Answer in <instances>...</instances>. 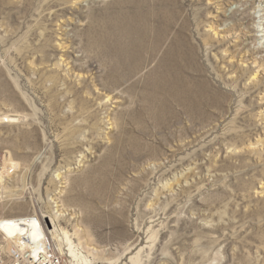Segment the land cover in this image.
<instances>
[{
  "label": "rangeland",
  "instance_id": "374dc122",
  "mask_svg": "<svg viewBox=\"0 0 264 264\" xmlns=\"http://www.w3.org/2000/svg\"><path fill=\"white\" fill-rule=\"evenodd\" d=\"M42 216L64 264H264V0H0V222Z\"/></svg>",
  "mask_w": 264,
  "mask_h": 264
},
{
  "label": "bare ground",
  "instance_id": "6f19581e",
  "mask_svg": "<svg viewBox=\"0 0 264 264\" xmlns=\"http://www.w3.org/2000/svg\"><path fill=\"white\" fill-rule=\"evenodd\" d=\"M136 29L137 27L128 25L126 34L135 33ZM48 220H49L48 217L42 216L41 218H36L35 222L28 221L27 219L1 221L0 222V232L5 236L6 240L9 241V244L12 245L13 248L14 247L17 248L16 243L19 244L20 241H25L26 243H28L27 245L30 246L29 249H31L32 254L34 256H37L40 253V251H38L39 250L38 246L42 244L41 240L47 239L50 242L49 236H52V235L55 236L54 232L56 230V226L53 223L54 221L49 220L50 222L48 223ZM51 228L53 229V231H50ZM55 234H56V239L59 238L60 236V239L63 240L68 246L69 253H71V255L76 257L77 259L78 255L73 245L72 235H70L67 231L63 229H60L58 231L56 230ZM29 249H27V251Z\"/></svg>",
  "mask_w": 264,
  "mask_h": 264
},
{
  "label": "built area",
  "instance_id": "2783aa9c",
  "mask_svg": "<svg viewBox=\"0 0 264 264\" xmlns=\"http://www.w3.org/2000/svg\"><path fill=\"white\" fill-rule=\"evenodd\" d=\"M38 247L40 253L37 256L32 254L28 243L20 241L18 248L12 255L9 264H64L63 255L56 249L52 242L42 239ZM27 249H29L27 251ZM41 249V250H40Z\"/></svg>",
  "mask_w": 264,
  "mask_h": 264
},
{
  "label": "water",
  "instance_id": "95a60500",
  "mask_svg": "<svg viewBox=\"0 0 264 264\" xmlns=\"http://www.w3.org/2000/svg\"><path fill=\"white\" fill-rule=\"evenodd\" d=\"M49 225V224H48Z\"/></svg>",
  "mask_w": 264,
  "mask_h": 264
}]
</instances>
